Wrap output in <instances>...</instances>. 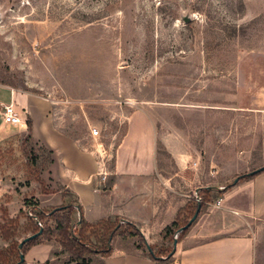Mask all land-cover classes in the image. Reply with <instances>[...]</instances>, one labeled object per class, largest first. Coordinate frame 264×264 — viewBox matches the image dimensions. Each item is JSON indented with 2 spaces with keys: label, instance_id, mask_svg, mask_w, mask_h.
Masks as SVG:
<instances>
[{
  "label": "rangeland",
  "instance_id": "1",
  "mask_svg": "<svg viewBox=\"0 0 264 264\" xmlns=\"http://www.w3.org/2000/svg\"><path fill=\"white\" fill-rule=\"evenodd\" d=\"M0 14V89L39 100L40 120L81 144L98 129L109 166L134 114L156 121L158 162L181 152L199 174L202 201L264 165V0H0ZM28 133L5 128L2 160L19 174L31 149L47 165Z\"/></svg>",
  "mask_w": 264,
  "mask_h": 264
},
{
  "label": "crops",
  "instance_id": "2",
  "mask_svg": "<svg viewBox=\"0 0 264 264\" xmlns=\"http://www.w3.org/2000/svg\"><path fill=\"white\" fill-rule=\"evenodd\" d=\"M6 91L0 89V103L14 104L27 120L26 125L12 127L27 131L30 119L34 142L52 154V163L40 176L51 193H43L41 184L33 177L17 173L14 164L2 160L8 136L0 114V224L3 211L7 212V218L16 219L24 211L26 200L38 202L43 210L62 206L60 189L65 188L76 196L87 223L117 218L134 226L155 251L170 246V239L164 238L165 229L176 221L179 211L193 206V196L200 193V179L181 152L169 151L174 160L169 165L158 162L156 121L149 116L147 119L138 114L131 116L127 134L113 153V163L109 166V152L95 144V137L89 146L79 143L59 131L51 116L40 120L39 100L17 91H10L8 95ZM137 119L147 124L138 130L142 134L138 137L145 146L132 149ZM258 167L264 169V165ZM25 182L28 186L18 187ZM216 189L218 197L206 205V211L176 245L173 241L171 264H255L257 244L264 230V171L224 191ZM205 190V193L210 191V195L214 193L209 186ZM220 200L221 205L217 206ZM26 220L21 218V225ZM137 243V238L126 241L116 238L111 255L96 256L94 264H159L142 249H137ZM8 245L0 236V249ZM67 260L57 243L31 247L25 255V264L48 261L75 264Z\"/></svg>",
  "mask_w": 264,
  "mask_h": 264
},
{
  "label": "trees",
  "instance_id": "3",
  "mask_svg": "<svg viewBox=\"0 0 264 264\" xmlns=\"http://www.w3.org/2000/svg\"><path fill=\"white\" fill-rule=\"evenodd\" d=\"M28 129L29 133L24 141L30 142L32 140V122L30 119L28 120ZM47 154L48 158L45 168H39L41 158L34 149L28 152L27 162V173L29 177H33L41 184L42 192L45 194L51 193L45 188V183L40 177L41 173L52 163L51 152L48 151ZM259 169L258 167L254 171ZM257 175L247 174L240 180L252 179ZM230 187L231 185L226 189ZM60 192L64 204L58 208L43 210L40 208L38 202L34 200L25 201L26 207L31 208L41 221L47 220L43 229H40L27 216L25 210L21 211L16 219L7 218V212L3 211V223L0 224V236L9 245L6 248L0 249V264H18L20 262V256L23 255L25 257L31 247L50 243L60 245L62 254L68 257V263L94 264V258L96 256L108 257L111 255L113 251L112 243L116 238H121L124 241L137 238V249H142L151 259L157 261L159 264L171 263L172 250L158 255L153 247L147 245L143 236L132 225H121L122 221L117 218L102 220L97 224L87 223L82 217V208L78 204L76 196L65 188H61ZM210 202V191H207L205 200L200 204L195 207L187 206L185 209L179 211L176 221L165 229L164 237H171L175 231L186 227L195 215L198 218ZM45 213H48V216H45ZM21 218H26L28 223L21 225ZM191 227L192 225L181 232L180 237L185 235ZM39 232L41 234L38 237L30 240L22 249H19L20 243L25 238L36 235ZM162 258L165 259L163 260ZM22 264H25V261ZM45 264L54 263L48 261Z\"/></svg>",
  "mask_w": 264,
  "mask_h": 264
},
{
  "label": "built area",
  "instance_id": "4",
  "mask_svg": "<svg viewBox=\"0 0 264 264\" xmlns=\"http://www.w3.org/2000/svg\"><path fill=\"white\" fill-rule=\"evenodd\" d=\"M0 114L2 117V123L5 126H22L27 124V120L23 116V112L14 104H3L0 103ZM92 137H100V131L98 129L91 130ZM226 188H221L220 191H224ZM194 199L200 204L202 200L199 197V194H195ZM221 205V200L217 202V206ZM25 212L29 218H31L35 224L40 228H44L43 222L39 219L37 215L33 212L31 208L25 207ZM48 216V213H45ZM126 222L122 221L121 225H125ZM180 230L175 233L174 238L176 240L180 237Z\"/></svg>",
  "mask_w": 264,
  "mask_h": 264
},
{
  "label": "water",
  "instance_id": "5",
  "mask_svg": "<svg viewBox=\"0 0 264 264\" xmlns=\"http://www.w3.org/2000/svg\"><path fill=\"white\" fill-rule=\"evenodd\" d=\"M183 20H184L185 23H189V22L191 21V18H190V17H185ZM0 22H1V14H0ZM263 171H264V169L256 170V171H254V172L249 173L248 175L259 174V173H261V172H263ZM241 178H242V177L236 179V180L234 181L233 185H237V183L240 181ZM196 219H197V215H195V216L190 220L189 224H188L186 227H184L183 229H181L180 232H183L184 230L188 229V228H189V227H190V226L196 221ZM41 232H42V231H41ZM41 232H39V233L36 234V235L29 236V237L25 238V239L20 243V245H19V249H22L23 246H24L27 242H29L30 240H32V239L38 237V236L41 234ZM176 244H177V240H175V245H176ZM162 259L164 260L165 258H162ZM24 261H25V257H24L23 255H21V256H20V262H19L18 264H22Z\"/></svg>",
  "mask_w": 264,
  "mask_h": 264
}]
</instances>
